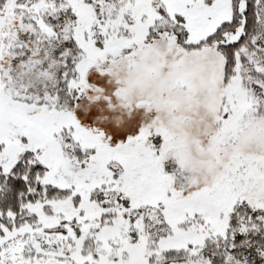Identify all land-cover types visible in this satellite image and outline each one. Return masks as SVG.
Segmentation results:
<instances>
[{"label": "snow or ice", "instance_id": "6c2138e0", "mask_svg": "<svg viewBox=\"0 0 264 264\" xmlns=\"http://www.w3.org/2000/svg\"><path fill=\"white\" fill-rule=\"evenodd\" d=\"M0 264H264V0H0Z\"/></svg>", "mask_w": 264, "mask_h": 264}]
</instances>
